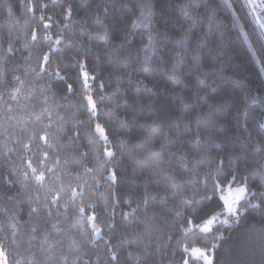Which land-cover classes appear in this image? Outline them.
I'll list each match as a JSON object with an SVG mask.
<instances>
[{
	"label": "trees",
	"instance_id": "1",
	"mask_svg": "<svg viewBox=\"0 0 264 264\" xmlns=\"http://www.w3.org/2000/svg\"><path fill=\"white\" fill-rule=\"evenodd\" d=\"M240 185L243 210L223 213ZM262 195L264 33L246 0H0L8 264H208L193 248L264 264Z\"/></svg>",
	"mask_w": 264,
	"mask_h": 264
},
{
	"label": "snow or ice",
	"instance_id": "2",
	"mask_svg": "<svg viewBox=\"0 0 264 264\" xmlns=\"http://www.w3.org/2000/svg\"><path fill=\"white\" fill-rule=\"evenodd\" d=\"M141 9H142V12H143V13H150V11H151V6H150V5H147V4H145V5H141ZM70 11H71V10L69 9V12H70ZM186 15H190V13H189V12H186ZM44 27L47 29V28H48V25H45ZM262 27H264V25H262ZM33 37H34V39H35V33H33ZM50 39H51V37L45 36V40H50ZM149 39H150V42H151V37H150ZM60 43H61L60 39H57V40L55 41V44H56V45H59ZM183 43H184V39H183V37H182L180 40L177 41V44H178V45H182ZM9 51H11V48H9ZM51 51H55V49H52ZM149 58H150V57H149V54L146 52V60L149 59ZM49 59H50L49 55H48V54H44V56H43V61H44L45 63H47V62L49 61ZM178 63H179V62H177V64H173V71H175V70L177 69V67H178ZM41 70H42V71H46L47 69L44 68L43 65H42V66H41ZM53 75H55L56 77H60V72H59V71H56L55 73H53ZM82 75H83V77H84V81H85V83H86V81H87V79H88V73H87V72H83ZM60 78L63 79V77H60ZM177 79H178V77H177ZM200 83H203V81H201ZM67 87H68V90H69V91H72V85H71V84L67 85ZM86 99H87L88 105H89V107H90V109H91V113L94 115L95 112H96V104H95V102L93 101V98H92L91 96L86 97ZM212 107H213V106H210V109H211ZM210 115H211V111H210ZM95 132L99 135V137L103 140V142H104L106 145H107L108 143H110L109 138H108V135L106 134V130H105V127H104V126H102L101 124L97 123V124L95 125ZM155 134H157V130H156V129H153V135H155ZM80 135H81V134L77 132V133H75V134L73 135V138H74V139H78ZM84 135L87 136V135H89V134H88V133H84ZM40 139H41V140H44L45 143H47V137H46V136H41ZM43 155H44L45 158H47L48 153L45 152V153H43ZM84 155H87V153H85ZM104 155H105L106 157H108V158H113V157L115 156V152H114L113 150H111L110 148H107V147H106L105 150H104ZM29 166H30V165H29ZM32 171H33V173H35V172H36V169L33 168ZM88 171L90 172L91 170L89 169ZM25 177L27 178V174H25ZM37 179L40 180V181H43V180H44V175H43V173H41V174L37 177ZM106 179L114 181V180L116 179V172L110 170V172H109V176H108ZM233 180H235V177H233ZM80 187H81V189H82L83 186H80ZM248 192H250V189H249L247 186H241V187H238V188L236 189V193H237V195H236L235 198L233 199L232 203L228 205V211H229V212H232V213H236V212H238V211H242L243 209H238V208H236V207H233V205L236 204V203L240 200L241 196H243L245 193H248ZM79 195H82V192H78L76 189H73L72 192H71V197H70V198H71V199H74V198L78 197ZM253 195H254V194H253ZM261 200L264 201V195L261 196ZM257 207H259V205H258ZM33 211H37V209H33ZM78 211H79L80 213H84L85 209H84V207H80V208L78 209ZM87 219H88L89 221H93V222H94V221L97 219V215H96V213L93 212V214L90 215V216H88ZM212 222H213L212 220H208V221H207V224H206L205 227H204V231H205V232H207V231L209 230L208 225H211ZM13 227H14V225H13ZM92 229H93V231H94V233H95L96 236H100V235H101V229H100L95 223H92ZM192 252H193V253H196V254H199V255H201V256H203V258H204L205 260H207L208 264H213V260H212V258L209 257L208 255H206V254H205L204 252H202L200 249H198V248H193V249H192ZM112 255L114 256L115 253H112ZM0 264H8L7 256L5 255V253H4L3 251H0ZM184 264H188V262H187V261H184Z\"/></svg>",
	"mask_w": 264,
	"mask_h": 264
},
{
	"label": "rangeland",
	"instance_id": "3",
	"mask_svg": "<svg viewBox=\"0 0 264 264\" xmlns=\"http://www.w3.org/2000/svg\"><path fill=\"white\" fill-rule=\"evenodd\" d=\"M250 10L252 11L256 21H257V24L259 25L260 29L263 31L264 33V27H262V25H264V0H246ZM241 186H245V185H240V186H235V187H230L228 188L225 192H223L221 194V200L224 204V210H223V213H226V214H231L232 212H229L228 211V205L232 203L233 199L235 198V196L237 195L236 193V189L238 187H241ZM246 196V193L241 196L240 200L242 198H244ZM240 200L233 205V207H237L238 203L240 202ZM221 214V213H220ZM219 218V214L217 215H214L213 217H211L210 219L208 220H212V224L211 225H208V228H210L214 223L215 221ZM223 216H220V219H222ZM206 220L202 225L201 227L204 229L205 225L207 224V221Z\"/></svg>",
	"mask_w": 264,
	"mask_h": 264
}]
</instances>
